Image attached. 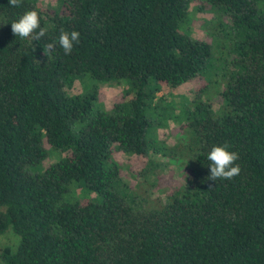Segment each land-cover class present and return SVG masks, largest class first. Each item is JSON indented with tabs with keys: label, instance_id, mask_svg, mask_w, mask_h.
<instances>
[{
	"label": "trees",
	"instance_id": "16d2710c",
	"mask_svg": "<svg viewBox=\"0 0 264 264\" xmlns=\"http://www.w3.org/2000/svg\"><path fill=\"white\" fill-rule=\"evenodd\" d=\"M54 2L0 0V235L18 237L0 264H264V0H198L209 42L190 0ZM32 9L38 41L11 29ZM61 28L80 33L70 55ZM184 84L185 104L157 97ZM104 85L123 87L110 111ZM170 121L174 146L155 133ZM223 144L241 173L214 182ZM122 155L147 159L129 184Z\"/></svg>",
	"mask_w": 264,
	"mask_h": 264
},
{
	"label": "rangeland",
	"instance_id": "374dc122",
	"mask_svg": "<svg viewBox=\"0 0 264 264\" xmlns=\"http://www.w3.org/2000/svg\"><path fill=\"white\" fill-rule=\"evenodd\" d=\"M198 0H190L189 6V26L188 29L191 33L192 38L199 41H210V36L205 32L206 23L214 19V15L208 11L199 10L197 4ZM40 5L43 9L53 7L55 5L54 0H39ZM100 94L103 96V105L106 111H110L115 104V100L120 97L123 90L122 85H104L101 86ZM83 91V88L79 82H75L73 87L69 90V94L77 95ZM158 98L163 97L167 103H175L177 105L185 104V100L191 101L194 98V90L191 84H184L175 89L163 88L157 95ZM178 107V106H177ZM166 128L158 129L156 138L158 141L168 145L174 146L176 144V134L179 127L175 122L170 121ZM63 156V155H62ZM59 156L57 154H51L47 164L55 162ZM122 165L127 170V176L125 178L126 183H132L134 176L140 173L145 168L147 159L140 158L137 156H123L121 157ZM167 171H172V175L168 178L170 185H175L181 181L180 174L174 166H169L163 175H167ZM153 179V178H152ZM150 179V181H152ZM135 184H139L135 182ZM143 188L144 185H142ZM166 187L161 186L160 189L164 190ZM155 189V188H154ZM160 195V192H154L153 197ZM18 243V237H16L11 231L0 235V250L4 248L15 249Z\"/></svg>",
	"mask_w": 264,
	"mask_h": 264
},
{
	"label": "clouds",
	"instance_id": "9594fccd",
	"mask_svg": "<svg viewBox=\"0 0 264 264\" xmlns=\"http://www.w3.org/2000/svg\"><path fill=\"white\" fill-rule=\"evenodd\" d=\"M21 4L22 0H9V5L12 7H20ZM11 29L13 34L21 39L31 38L38 41L46 35V30L41 27L40 13L35 9L26 11L18 20L13 21ZM79 41L80 33L78 31L60 29L58 43L65 55H70L73 51L74 43ZM55 48L56 45L54 43L47 44L44 48L45 56H51ZM229 148L230 145L228 144L211 148L207 156V159L211 162L209 180L214 182L218 179L231 180L241 173V167L236 163L239 160V154L235 151H230Z\"/></svg>",
	"mask_w": 264,
	"mask_h": 264
}]
</instances>
